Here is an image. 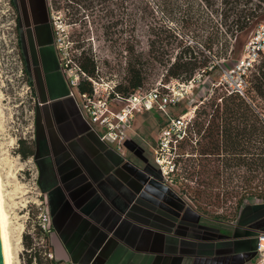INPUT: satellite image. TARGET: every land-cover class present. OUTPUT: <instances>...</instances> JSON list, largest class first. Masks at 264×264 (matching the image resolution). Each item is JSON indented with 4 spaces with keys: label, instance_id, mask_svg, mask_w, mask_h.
Returning a JSON list of instances; mask_svg holds the SVG:
<instances>
[{
    "label": "rangeland",
    "instance_id": "rangeland-1",
    "mask_svg": "<svg viewBox=\"0 0 264 264\" xmlns=\"http://www.w3.org/2000/svg\"><path fill=\"white\" fill-rule=\"evenodd\" d=\"M24 1L21 0L23 6ZM166 1L174 7L165 8L162 0H125V5L117 0H44V3L52 28L51 42L69 91L74 90L70 86L71 80L75 81L74 76H78V80L82 78L81 74L76 75L80 61L88 57H92L95 64L94 74L88 76L97 80L101 88L126 83L127 63L133 61L134 53L140 50L143 83L138 90L154 87L163 90L162 84H168L182 94L179 101L167 105L164 110L155 106L135 113L128 136H137L149 146L162 179L201 215L229 221L239 213V199L244 202L246 197L261 196L264 170L239 164L227 167L223 162V157L227 156L224 151H220V155H205L208 151L202 150L201 145L207 138H200V134L194 136L193 142L184 141L180 146L176 138L181 137V130L188 121L201 118L205 127L215 104L222 103L217 95L220 92L224 96L231 91L237 93L238 86L244 90V98L253 102L252 106L264 124V98L255 93L248 81L250 72L263 65L264 50L248 69L239 66V59L246 53L245 44L258 33L260 42L264 39V14L227 41L228 33L219 23L220 0H211L213 7L205 5L203 0ZM140 2L144 8L138 5ZM16 14L11 0H0V180L3 207L7 213L12 264H27L29 259L30 264H51L49 230L46 221L42 220L48 207L45 195L37 184L33 157L21 156V151L32 145L35 109L39 101L24 71L26 64L21 58ZM184 18L190 19L188 25L182 24ZM208 36L213 38L210 43L203 41ZM181 37L187 41L196 40L194 48L201 53L199 59L206 61V65L196 66L186 81L167 72L173 54L179 51ZM62 60L68 62L71 71L62 68ZM123 104L115 103V110ZM177 118L181 122L174 125L172 122ZM171 127L175 128V134L167 135L166 130ZM160 141H165L163 147ZM169 142L174 150L169 149ZM178 155L182 156L181 159H177ZM194 158L198 159L199 165H195L194 171L185 169V164ZM260 218L264 221V214Z\"/></svg>",
    "mask_w": 264,
    "mask_h": 264
},
{
    "label": "crops",
    "instance_id": "crops-1",
    "mask_svg": "<svg viewBox=\"0 0 264 264\" xmlns=\"http://www.w3.org/2000/svg\"><path fill=\"white\" fill-rule=\"evenodd\" d=\"M30 3L23 53L41 102L32 147L52 264L248 263L264 231V203L244 204L229 221L207 218L162 179L137 136L125 140L124 155L99 140L69 95L46 2Z\"/></svg>",
    "mask_w": 264,
    "mask_h": 264
},
{
    "label": "trees",
    "instance_id": "trees-1",
    "mask_svg": "<svg viewBox=\"0 0 264 264\" xmlns=\"http://www.w3.org/2000/svg\"><path fill=\"white\" fill-rule=\"evenodd\" d=\"M117 1L121 5H125L126 3L125 0ZM203 3L213 7L211 6V0H203ZM138 5L142 8L145 7L141 2ZM162 5L167 9L174 7L166 0H162ZM216 8L214 7L213 9L217 11ZM218 12L220 14L219 23L225 27L228 33L226 40L228 41L234 37L237 31L252 25L264 14V0H220ZM189 23L190 19L188 18L182 20L183 25H188ZM206 38L202 39L208 43L213 40L211 36ZM178 42L180 46L179 51L177 50L173 54L167 72L172 77L186 81L192 76L194 68L199 65H206V61L204 58L199 59L201 53L194 48L196 40L194 42L192 38L190 41H187L181 37ZM131 51L133 52V50ZM141 56L142 51L139 50L134 53L133 61L127 63L126 83L116 84L115 90L117 92L126 95L141 87L143 83ZM79 67L87 73L86 75H93L95 70L93 58L88 57L85 61L81 60ZM248 81L255 93L259 97L264 98V62L263 65H259L250 72ZM79 89L90 91V82L86 80L81 81ZM218 97L222 103H212L215 104V107L210 119H208L207 125L204 127L201 118L193 122L188 121L185 128L181 130V137L176 138L177 145L180 146L184 141L193 142L194 136L200 134V138H207L206 142H203L201 145L202 150L208 151L205 155H220V151H224L227 156L223 157V162L227 167L239 164L245 166V168L246 166L250 168L255 167V169L261 167L264 170V124L256 109L252 106L253 102H249L244 98V91L243 94L231 91L226 96L220 92L217 95ZM171 133L172 135L175 134V132ZM170 142L169 149L174 150ZM21 156L33 157L34 150L32 145L31 148L22 150ZM176 157L177 159H181L182 156L178 155ZM197 160V158H194L190 163L185 162V169L188 168L190 171H194L195 165H199V161L196 162ZM259 195L261 196L246 197L244 198V202L242 199H239L238 207L241 209L242 205L249 202L264 203L262 202L264 200V190H260ZM30 263L31 259L27 261V264ZM50 263L52 264L51 261Z\"/></svg>",
    "mask_w": 264,
    "mask_h": 264
},
{
    "label": "built area",
    "instance_id": "built-area-1",
    "mask_svg": "<svg viewBox=\"0 0 264 264\" xmlns=\"http://www.w3.org/2000/svg\"><path fill=\"white\" fill-rule=\"evenodd\" d=\"M259 35L260 33L253 36V38L245 44L246 53L239 59V66L243 69L251 67L260 53L264 50V39L262 38V42H260L258 39ZM61 66L68 71L72 70V68L68 66L66 60L64 62L63 60L61 61ZM77 69L78 72H76V75L79 73L82 78L78 80V76H74L75 81L71 80L70 82V86L74 87V90L71 88L69 95L74 98L81 115L97 134L99 140L111 146L119 153H123L124 142L129 138L128 130L130 128L131 119L135 113L151 109L155 106L164 110L167 105L174 104L183 97L175 88H170L168 84H162V87H164L163 90L154 87L146 91H141L137 88L133 92L123 95L115 90L114 84H109L107 87L101 88L100 83L97 80L86 75V73L79 69V67H77ZM85 79H88V81L91 82L90 91L79 90L77 88L81 81ZM243 91L244 90L238 86V92L243 94ZM118 102H124V104L115 110V103ZM180 122L181 120L177 118L175 122L173 121L172 123L176 125V123L179 124ZM174 131V127L168 128L166 134L170 135V133ZM165 141H160L161 147H163ZM166 143L168 144V140ZM165 146L167 147L168 145ZM43 214L42 220L46 221L48 226H46L47 230H50V215L48 213V207ZM42 225L44 227V222H42ZM48 257H51L50 253H48ZM246 264H264V231H259L257 233L255 254Z\"/></svg>",
    "mask_w": 264,
    "mask_h": 264
},
{
    "label": "bare ground",
    "instance_id": "bare-ground-1",
    "mask_svg": "<svg viewBox=\"0 0 264 264\" xmlns=\"http://www.w3.org/2000/svg\"><path fill=\"white\" fill-rule=\"evenodd\" d=\"M7 213L3 207V196L1 191V180H0V247L3 264H12V251L8 239L7 228Z\"/></svg>",
    "mask_w": 264,
    "mask_h": 264
},
{
    "label": "flooded vegetation",
    "instance_id": "flooded-vegetation-1",
    "mask_svg": "<svg viewBox=\"0 0 264 264\" xmlns=\"http://www.w3.org/2000/svg\"><path fill=\"white\" fill-rule=\"evenodd\" d=\"M25 5L31 9V3H30V0H25L24 1ZM11 4L13 5V7L15 8L17 14H16V20H17V23L19 24L18 27H19V30H20V42H19V46L22 48L21 50V58L23 59V62L25 61V58H24V49H25V42H23L24 40L23 39H27V30L25 28V20H24V15H23V5H22V2L21 0H11ZM25 35L23 38L21 35ZM26 43L28 44V40H26ZM24 71L25 73L27 74V77H28V81L31 83V80H30V77H29V73H28V69L26 67V65L24 66ZM32 86V85H31ZM37 99V98H36ZM39 101V100H38ZM41 102L39 101L38 105H40Z\"/></svg>",
    "mask_w": 264,
    "mask_h": 264
},
{
    "label": "water",
    "instance_id": "water-1",
    "mask_svg": "<svg viewBox=\"0 0 264 264\" xmlns=\"http://www.w3.org/2000/svg\"><path fill=\"white\" fill-rule=\"evenodd\" d=\"M0 264H3L2 263V255H1V247H0Z\"/></svg>",
    "mask_w": 264,
    "mask_h": 264
}]
</instances>
